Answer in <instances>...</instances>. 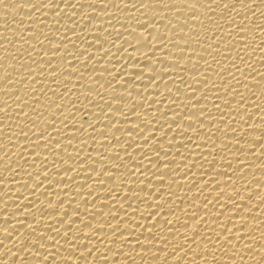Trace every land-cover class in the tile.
<instances>
[{
    "label": "bare ground",
    "instance_id": "1",
    "mask_svg": "<svg viewBox=\"0 0 264 264\" xmlns=\"http://www.w3.org/2000/svg\"><path fill=\"white\" fill-rule=\"evenodd\" d=\"M0 264H264V0H0Z\"/></svg>",
    "mask_w": 264,
    "mask_h": 264
},
{
    "label": "snow or ice",
    "instance_id": "2",
    "mask_svg": "<svg viewBox=\"0 0 264 264\" xmlns=\"http://www.w3.org/2000/svg\"><path fill=\"white\" fill-rule=\"evenodd\" d=\"M225 7H227V5H225ZM5 231H6V229H5ZM42 235V234H41Z\"/></svg>",
    "mask_w": 264,
    "mask_h": 264
}]
</instances>
